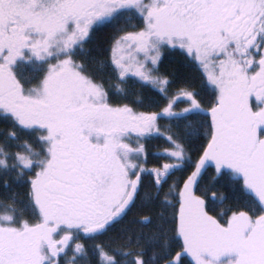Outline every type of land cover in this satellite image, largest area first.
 Wrapping results in <instances>:
<instances>
[{
    "label": "snow or ice",
    "instance_id": "6c2138e0",
    "mask_svg": "<svg viewBox=\"0 0 264 264\" xmlns=\"http://www.w3.org/2000/svg\"><path fill=\"white\" fill-rule=\"evenodd\" d=\"M0 264H264V0H0Z\"/></svg>",
    "mask_w": 264,
    "mask_h": 264
}]
</instances>
